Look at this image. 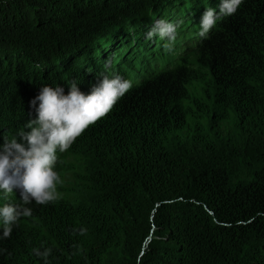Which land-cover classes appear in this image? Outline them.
<instances>
[{
    "label": "trees",
    "instance_id": "obj_1",
    "mask_svg": "<svg viewBox=\"0 0 264 264\" xmlns=\"http://www.w3.org/2000/svg\"><path fill=\"white\" fill-rule=\"evenodd\" d=\"M220 4L0 0V145L31 130L43 85L133 84L58 153L60 199L27 205L9 238L0 222V264H45L33 249L48 248L47 264H264V0L199 37ZM159 19L183 21L171 52L145 39Z\"/></svg>",
    "mask_w": 264,
    "mask_h": 264
},
{
    "label": "clouds",
    "instance_id": "obj_2",
    "mask_svg": "<svg viewBox=\"0 0 264 264\" xmlns=\"http://www.w3.org/2000/svg\"><path fill=\"white\" fill-rule=\"evenodd\" d=\"M242 0H221L219 11L208 7L202 14L198 36L208 38V33L218 19L235 14ZM164 19L156 20L145 34L146 40L155 36L169 41L165 50L172 51L179 24ZM106 72L111 69V61L105 62ZM98 83L85 94L75 81L64 93L63 87L43 85L38 95L30 101L35 111V119H29L25 127L30 131L20 130L17 135L27 142V147L17 141L4 137L0 145V200L6 201L0 206V222L3 237L9 238L14 224L21 217H31L32 210L27 205L35 201L46 205L60 199L58 185L62 184L59 173L55 170L58 153L66 152L89 126L105 117L133 86L132 81L119 75L110 78V73L100 74ZM37 102L38 105H37ZM14 188L21 189L22 203L14 205L7 202ZM83 234V230H81ZM34 254L43 257L47 264L51 249L41 252L33 249Z\"/></svg>",
    "mask_w": 264,
    "mask_h": 264
}]
</instances>
